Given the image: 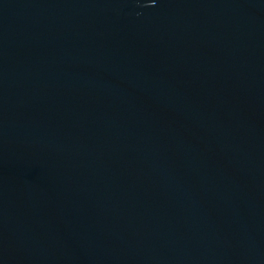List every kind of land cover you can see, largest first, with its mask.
I'll return each instance as SVG.
<instances>
[{
	"label": "water",
	"instance_id": "obj_1",
	"mask_svg": "<svg viewBox=\"0 0 264 264\" xmlns=\"http://www.w3.org/2000/svg\"><path fill=\"white\" fill-rule=\"evenodd\" d=\"M0 264H264V0H0Z\"/></svg>",
	"mask_w": 264,
	"mask_h": 264
}]
</instances>
